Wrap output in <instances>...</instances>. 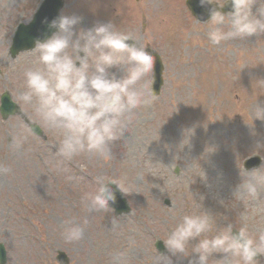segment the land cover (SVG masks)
Segmentation results:
<instances>
[{
  "label": "rangeland",
  "instance_id": "rangeland-1",
  "mask_svg": "<svg viewBox=\"0 0 264 264\" xmlns=\"http://www.w3.org/2000/svg\"><path fill=\"white\" fill-rule=\"evenodd\" d=\"M39 1L0 0V94L7 90L14 102L23 69L34 57L19 55L12 71L6 50L16 25L28 22ZM63 1L60 15L82 18L74 31L111 22L133 32L146 50L161 57L163 84L157 101L133 115L110 159L82 154L65 163L66 173L53 167L56 135L35 122L45 136L40 140L25 132L18 118L0 122V167L9 169L0 171L6 264H57L58 251L67 264H119L113 260L117 252L127 264H152L154 255L188 264L195 254L174 256L163 241L184 213L204 210L215 216L218 227L232 222L237 228L244 214L250 231L264 226V212L236 193L244 171L264 168V147L257 148L264 145V119L254 118L253 111L255 103L264 107V87L257 85L264 80V34L216 47L183 0ZM262 4L255 0L252 13ZM20 108L34 122L30 111ZM19 134L28 138L15 148ZM251 156L261 162L244 170L242 162ZM101 174L127 178L132 193H121L128 214L85 210L82 197ZM113 218H118L114 229ZM85 219L82 239L66 243L61 236L65 222ZM156 241L164 247L162 254L154 249ZM256 260L264 264V255Z\"/></svg>",
  "mask_w": 264,
  "mask_h": 264
},
{
  "label": "clouds",
  "instance_id": "clouds-1",
  "mask_svg": "<svg viewBox=\"0 0 264 264\" xmlns=\"http://www.w3.org/2000/svg\"><path fill=\"white\" fill-rule=\"evenodd\" d=\"M254 2L200 0L202 6L217 7L209 10L206 23L196 21L197 27H202L210 45L216 47L264 34V4L253 14ZM226 3L232 7L227 14L218 10ZM81 19L61 14L50 22L49 27L56 31L46 40L36 41L29 52L34 59L24 67L22 84L15 89L16 103L30 111L34 122L58 137L52 163L58 172L65 173L68 171L65 163L82 154L110 159L113 144L124 137L133 115L151 107L158 99L152 90L154 58L145 44L133 32L122 31L111 22L74 31ZM9 67L16 70L15 59ZM257 85L264 87V80H258ZM253 111L258 114L254 118L264 119V107L255 103ZM27 138L24 134L17 135L14 147H21ZM260 147L264 145L258 144L257 148ZM0 171L9 169L0 167ZM127 183L126 177L98 175L81 203L89 214H106L112 211L109 202H115L110 185L129 194L132 192ZM236 193L264 212V168L244 171ZM241 219L239 228L232 222L218 227L210 212L184 213L175 219L163 241L174 256L195 254L188 264H258L255 257L264 255V226H258L253 232L244 214ZM117 220L111 221L113 229ZM87 224V219L66 221L61 231L63 240L79 242ZM216 254H221L220 258H215ZM113 260L127 264L123 253H115ZM152 264H172V261L169 257L154 255Z\"/></svg>",
  "mask_w": 264,
  "mask_h": 264
},
{
  "label": "water",
  "instance_id": "water-1",
  "mask_svg": "<svg viewBox=\"0 0 264 264\" xmlns=\"http://www.w3.org/2000/svg\"><path fill=\"white\" fill-rule=\"evenodd\" d=\"M187 4L190 8L191 13L195 14V11L193 10L192 0H190V2H188ZM59 9H60V5L58 0H44L39 10L35 14L33 21L26 27L24 26L20 27L16 32L13 46L10 49L11 54L14 55L19 51L30 50L32 49L36 41H44L47 38H49L56 31V29L50 28L49 24L52 20L58 17ZM153 58H154L153 91L158 92L161 83L160 80L161 67L157 57L153 56ZM5 97L6 96L1 98V102L5 99ZM0 113L2 115V118L5 119L9 115H12V113L14 112H6L0 110ZM34 129L36 130V127ZM258 164H259L258 159H250L245 163L244 167L246 169H251L258 166ZM110 203L116 209L117 214L124 213L127 211L124 201L121 199L119 194L115 195V202L114 203L110 202ZM158 246H160V243H158ZM57 260L59 261V263L66 262L64 255L60 253L58 254ZM0 264H4V252L1 246H0Z\"/></svg>",
  "mask_w": 264,
  "mask_h": 264
}]
</instances>
